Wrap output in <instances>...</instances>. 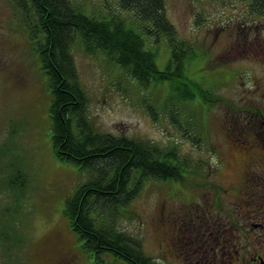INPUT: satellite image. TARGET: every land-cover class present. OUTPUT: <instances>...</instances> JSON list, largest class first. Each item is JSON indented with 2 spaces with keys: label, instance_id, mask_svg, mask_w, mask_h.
Here are the masks:
<instances>
[{
  "label": "rangeland",
  "instance_id": "374dc122",
  "mask_svg": "<svg viewBox=\"0 0 264 264\" xmlns=\"http://www.w3.org/2000/svg\"><path fill=\"white\" fill-rule=\"evenodd\" d=\"M121 1L72 0V5L99 20H123L127 29L141 33L145 49L155 54L160 70L170 68L171 79L143 85L106 56L90 55L82 45H74L88 119L96 131L175 150L176 159H189L192 166L217 163V145L230 152L222 154L230 157L228 165L238 166L243 157L225 143L222 130L236 120L246 124L254 110H264V65L258 56L247 55L261 49L264 16L252 15L245 0H164L177 33L170 42L165 36L142 33V22ZM252 16L262 20L245 26ZM26 20L35 21L32 11L27 16L15 0H0V226L2 231L9 228V245L20 242L7 250L8 258L0 242V264H96L65 215L67 199L91 174L54 154L49 78L38 44L29 39ZM194 91L199 98L194 99ZM18 157L24 174H18L23 168ZM21 184L23 194L17 191ZM181 190L176 182L149 180L127 207L120 208L125 216L116 221L118 228L138 239L158 264H180L158 252L174 230L167 224L166 208L171 212L183 206ZM174 193L180 196L172 198ZM249 221L243 223L248 226ZM251 235L253 243L262 239L264 245L260 229ZM103 258L106 264H125Z\"/></svg>",
  "mask_w": 264,
  "mask_h": 264
},
{
  "label": "trees",
  "instance_id": "16d2710c",
  "mask_svg": "<svg viewBox=\"0 0 264 264\" xmlns=\"http://www.w3.org/2000/svg\"><path fill=\"white\" fill-rule=\"evenodd\" d=\"M245 1L252 15L264 16V0ZM15 2L24 14L29 16L32 11L35 17L33 23L26 20V27L30 41L38 44L42 68L49 78L54 154L59 161L91 174L90 180L66 201L65 215L71 229L82 241L83 249L94 256L96 264H106L105 255L125 264H158L147 256L138 239L118 228L116 221L125 216L120 208L127 207L149 180L176 182L183 189L184 203L185 189H196L186 173L190 161L176 159L175 150H159L151 142L98 133L88 119L87 96L79 83L72 49L78 44L90 55L106 56L143 85L170 80V68H158L155 54L144 47L143 35L127 29L123 20L111 22L89 17L76 10L72 0ZM121 5L142 22V33L165 36L173 42L177 33L165 13L164 0H122ZM192 94L194 99L200 97L195 91ZM207 94L203 91L201 95L206 98ZM18 158L19 167L23 166L18 168V174H24L25 166ZM17 191L25 193L22 184ZM179 196L174 193L172 198ZM8 230L2 231L0 226L6 258L7 250L20 244L9 245Z\"/></svg>",
  "mask_w": 264,
  "mask_h": 264
},
{
  "label": "flooded vegetation",
  "instance_id": "af4514ba",
  "mask_svg": "<svg viewBox=\"0 0 264 264\" xmlns=\"http://www.w3.org/2000/svg\"><path fill=\"white\" fill-rule=\"evenodd\" d=\"M252 17L245 26L262 20ZM259 43L261 49L249 50L247 55L258 56L264 65V42ZM247 117L246 124L236 120L230 129L222 130L225 143L233 144L240 151L237 155L243 157L238 166L231 167L230 157L222 156L230 152H222L217 145V163L204 165L201 161L192 166L188 159V181L196 185L197 193L185 189L183 206L171 212L166 208L167 224L174 230L161 242L159 255L175 257L180 264H264L262 239L253 243L251 235L258 229L264 235V110H254ZM247 220L248 226L243 223Z\"/></svg>",
  "mask_w": 264,
  "mask_h": 264
}]
</instances>
